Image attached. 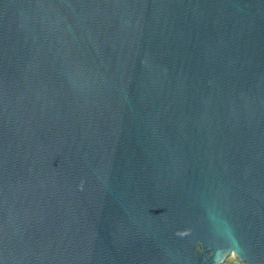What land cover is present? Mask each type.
<instances>
[{"label":"water","instance_id":"water-1","mask_svg":"<svg viewBox=\"0 0 264 264\" xmlns=\"http://www.w3.org/2000/svg\"><path fill=\"white\" fill-rule=\"evenodd\" d=\"M0 264H264V0H0Z\"/></svg>","mask_w":264,"mask_h":264}]
</instances>
